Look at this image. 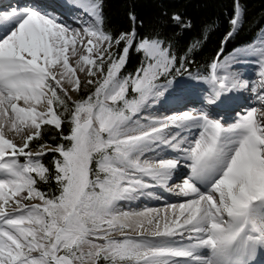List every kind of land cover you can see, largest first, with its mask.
<instances>
[{
	"label": "snow or ice",
	"instance_id": "6c2138e0",
	"mask_svg": "<svg viewBox=\"0 0 264 264\" xmlns=\"http://www.w3.org/2000/svg\"><path fill=\"white\" fill-rule=\"evenodd\" d=\"M65 6L83 10L92 23L72 28L46 0L0 5V264H255L264 252V34L258 45L236 50L241 58H258L260 79L252 91L261 108H248L231 123L220 115L248 87L229 71L236 57L219 59L242 26L239 0L209 75L195 77L210 85L211 110L147 124L134 117L150 98L179 99L192 89L182 78L185 58L178 59L161 33L141 35L134 11L128 30L112 32L104 28V0ZM170 19L191 27L181 13ZM132 51L141 54L140 66L122 75ZM65 84L91 91L73 101ZM64 123L70 125L67 135L61 132L66 143L32 150L43 126L61 130ZM192 128L199 134L191 139L172 134ZM8 132L27 134L17 143ZM161 146L178 155L146 157ZM48 153L58 154L51 168L43 163ZM181 161L190 169L178 186L179 195L190 197L185 202L163 214L118 206L143 195L150 182L166 185ZM52 181L55 191L38 186Z\"/></svg>",
	"mask_w": 264,
	"mask_h": 264
},
{
	"label": "trees",
	"instance_id": "16d2710c",
	"mask_svg": "<svg viewBox=\"0 0 264 264\" xmlns=\"http://www.w3.org/2000/svg\"><path fill=\"white\" fill-rule=\"evenodd\" d=\"M239 2L245 12L242 26L223 45V53L219 59L233 50L236 51L238 47L254 42L264 27V0H239ZM130 11H134L137 16L138 32L141 35H153L159 32L171 39L173 51L178 59L183 57L186 60L184 64L186 71L183 75L207 76L209 65L216 58L222 41L230 29L233 0H104V28L112 32L128 30ZM173 13H181L186 21H191V27L181 29L175 26L170 19ZM197 41L199 44L189 52L188 49ZM141 58V54L132 51L121 74L134 73L140 66ZM179 66L177 64V67ZM160 82L164 83L163 80ZM89 91H91L89 87H82L78 92V100ZM134 96L136 94L130 91L129 99ZM69 131L68 123H64L61 130L50 125L43 126L42 139L34 140L30 147L36 148L38 144L44 142L52 147L66 143L61 139V132L67 135ZM54 155L58 156L56 153L46 154L43 163L51 168ZM38 186L45 192L56 190L54 181L48 184L40 183Z\"/></svg>",
	"mask_w": 264,
	"mask_h": 264
},
{
	"label": "bare ground",
	"instance_id": "6f19581e",
	"mask_svg": "<svg viewBox=\"0 0 264 264\" xmlns=\"http://www.w3.org/2000/svg\"><path fill=\"white\" fill-rule=\"evenodd\" d=\"M19 2L20 4L26 3L27 0H0V5L8 4L11 2ZM48 4L52 6V9L56 11L58 15L61 16L63 21L70 25L72 28H78L83 31V28L92 23L91 17L86 14L83 10L75 7H66L68 0H46ZM76 13L79 14V22L75 21ZM86 42V38H85ZM242 49V48H241ZM78 50L83 53V48L78 46ZM235 53H230L231 55ZM229 54V55H230ZM228 55V56H229ZM232 57H236V62L232 63V67L229 69L231 72H238L241 74V78L248 81V87L236 91L233 95L235 96V104L228 110L227 113L221 112L220 115L224 116L225 120L229 123L233 122L237 114H242L246 109L251 107L261 108L260 102L257 100V93L252 91L253 87L258 88L259 82V64L257 62V57L254 55H245L242 58L237 56L235 53L229 60L231 61ZM70 62L74 64L75 58L70 57ZM223 62V61H222ZM243 73H242V72ZM223 74V70L221 71ZM81 77L85 76V73H78ZM187 80V79H184ZM192 89L185 93L181 98L177 99L175 97L168 96L167 93L160 97L150 98L146 104L142 107L141 111L136 115L135 120H139L140 123L147 124L153 119H163L166 116L173 115L174 113L188 111L192 109H199L202 107H207L211 110V106L206 105L205 98L209 95L210 85L204 81L203 83L192 82ZM195 81V80H194ZM198 82V81H197ZM65 87L69 89V92H72L71 85L65 84ZM206 91V92H205ZM192 106V107H191ZM264 111V109H261ZM237 112V113H236ZM240 112V113H239ZM177 132L180 133L181 138L191 139L194 136L199 134L198 130L195 128L192 129H173L172 134L175 135ZM27 132L23 134H16L15 132H8L7 135L12 138L17 143H22L24 136ZM178 154L166 147L161 146L156 153L146 154L147 158H154L159 156L161 158H172ZM190 174V169L187 166V162L181 161L178 169L173 173V176L170 180L167 181V184H159L155 182H150L153 184L152 187L145 190L143 195H139L136 200L132 201H121L119 202V207L124 211L129 210H142L144 208H153L159 209L161 214H163L165 208L171 204H180L185 202L190 197H184L178 194V186L182 185L185 176ZM185 175L184 177H181ZM203 191V186H201ZM165 193L168 194L169 200L162 202L158 199H155L154 193ZM176 192V196H173V193ZM150 193V195H149ZM171 213L169 212V215ZM255 264H264V252L258 254Z\"/></svg>",
	"mask_w": 264,
	"mask_h": 264
},
{
	"label": "rangeland",
	"instance_id": "374dc122",
	"mask_svg": "<svg viewBox=\"0 0 264 264\" xmlns=\"http://www.w3.org/2000/svg\"><path fill=\"white\" fill-rule=\"evenodd\" d=\"M262 34H264V27H263V29L260 31V34H259V37L258 38H256V40L254 41V43H252L251 45H258L259 43H260V40H261V38H262ZM246 48V47H245ZM242 49H244V48H242ZM235 53H236V51H235ZM235 53H233L232 55H234ZM231 54L228 56H225V57H231L232 56ZM225 57H223V59L221 60V61H224V58ZM89 77H87V75L85 74V76L84 77H81V80L82 81H86L87 79H88ZM183 79H187L189 82H191V80H189V79H192L191 77H185V78H183ZM192 82H196V83H199V82H201V83H203L202 82V80L201 81H194V80H192ZM69 95L71 96V99L73 100V101H75V100H78V92H76V91H72V92H69ZM237 113V112H236ZM240 113V112H239ZM136 117V116H135ZM135 117H134V119H135ZM50 146V145H49ZM32 150L33 151H36L37 150V148H32ZM185 175H182L181 177H184ZM36 202H38V201H32V203H36Z\"/></svg>",
	"mask_w": 264,
	"mask_h": 264
}]
</instances>
